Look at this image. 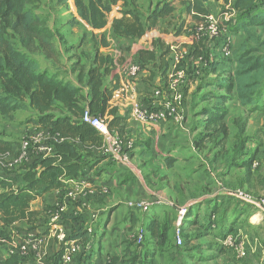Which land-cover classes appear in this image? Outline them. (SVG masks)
<instances>
[{
    "label": "crops",
    "instance_id": "crops-1",
    "mask_svg": "<svg viewBox=\"0 0 264 264\" xmlns=\"http://www.w3.org/2000/svg\"><path fill=\"white\" fill-rule=\"evenodd\" d=\"M156 1L163 0H153ZM224 1L207 0L209 16L221 18L223 11L217 12L218 7L221 3L229 6ZM67 4L68 10L57 11L70 30L69 16L72 10L75 15V10L73 0ZM172 6L175 11L159 19L154 28L146 25L141 38L114 34L111 19L98 31L81 21L82 33L73 28L66 34L58 31L61 27L57 30L46 24L59 36L57 41L62 39L68 46L61 51L54 44L60 70H43L56 81L80 89L84 97L81 106L88 111L91 91L88 78L81 76L80 70L98 68L102 88L114 90L104 115L95 116L107 124L114 118L123 119V138L132 142L130 162L127 166L110 162L100 154V148L93 147L90 156L83 157L85 176L66 181V191H52L30 203V211L38 212L33 224L22 220L3 227L0 221V264H61L56 258L63 244L49 232L54 223L63 229L67 243L76 248L68 264H179L185 251L196 253L185 256L198 264H264V218L257 201L264 198V89L251 106L245 107L231 86L236 70L234 54L248 42L246 30L254 28L249 26L252 15L222 23L219 37L202 42L200 55L188 56L199 42L194 37L199 24L186 15L185 7L177 2ZM149 12L147 9L144 15L139 14L145 24ZM263 12L260 9L255 17ZM185 16L190 18L189 24L184 22ZM92 34L103 35L108 45L95 47ZM225 40H229V55L222 50ZM172 49L187 52L176 66ZM100 58L109 62H101ZM130 65L139 67L132 80L126 77ZM177 71H184L187 76L183 102L178 107L181 119L154 124L133 119L130 114L135 102L161 106L169 95L167 78ZM22 129L4 130L12 153L17 152L16 143L23 136L39 128L29 123ZM23 174L17 171L16 187L23 186ZM4 177L0 168V178ZM86 184L93 187V192L82 196ZM238 189L255 200L245 202L235 197ZM67 191L74 195L66 197ZM137 201L159 208L146 219L149 211L125 207L126 203ZM57 203L63 204V216L52 222L47 209L55 208ZM179 208L186 210L184 250L174 241ZM155 220L166 227L165 241L160 239L159 230L150 233L148 229ZM74 230H87L89 240L70 239ZM140 230L146 232V237L137 244L131 236ZM33 239L41 240L36 249L16 255L26 259L13 258L14 262H10L9 248H19ZM229 240L233 248L225 245ZM238 248L242 250L240 257Z\"/></svg>",
    "mask_w": 264,
    "mask_h": 264
},
{
    "label": "trees",
    "instance_id": "trees-1",
    "mask_svg": "<svg viewBox=\"0 0 264 264\" xmlns=\"http://www.w3.org/2000/svg\"><path fill=\"white\" fill-rule=\"evenodd\" d=\"M38 1L40 0H0V122L11 118L17 111L33 112L35 118H29L28 122L39 129L58 134L63 140L49 143L53 150L50 156L33 155L29 162L16 168L2 169L5 174L4 178H0V221L3 227L22 220L33 224L38 212L30 211V203L52 191L68 190L66 181L77 180L86 174L83 157L90 156L93 147L100 148L102 145V136L81 120L85 112L81 106L84 99L81 90L56 81L45 70H39L34 61V56L38 55L52 62H56L58 58L53 44L56 32L42 23L28 7ZM148 1L149 5H154L153 8H148L150 12L145 24L135 11L138 0H73L76 16L71 17L70 25L82 26V21L91 30L98 31L106 27L107 15L114 11L111 24L113 33L141 38L146 25L154 28L159 19L170 16L175 11L172 6L174 2L185 7L186 15L196 24L204 22L210 15L205 8L207 0ZM50 2L66 5L68 0ZM224 2H228L231 9L239 14L236 20L252 15L249 26L252 24L254 28L246 30L248 42L234 54L236 70L231 83L241 105L247 107L254 103L264 89V12L255 17L260 9L264 10V0ZM92 39L95 47L108 45L103 35L96 37L92 34ZM200 47L201 41L188 52V56L193 53L195 56L200 55ZM97 51L96 48V55ZM100 61L109 62L103 58ZM83 74L88 78L87 85L91 91L88 111L93 115L103 116L114 89L102 88V75L98 68L87 72L80 70V75ZM122 122L123 119L114 118L108 123L109 131L123 137ZM16 145L19 150L20 141ZM11 150V143L4 131L0 136V158L7 153L15 155L18 152L12 153ZM17 171L24 172L22 187L15 186ZM47 210L53 212L55 208ZM148 229L150 233L159 230L162 235L160 239L166 240V227L159 226L156 220L150 222ZM70 239L85 242L89 240V233L87 230H74ZM62 254L63 248L56 260L61 261ZM16 255L21 254H12L10 262H14V259H26Z\"/></svg>",
    "mask_w": 264,
    "mask_h": 264
},
{
    "label": "built area",
    "instance_id": "built-area-1",
    "mask_svg": "<svg viewBox=\"0 0 264 264\" xmlns=\"http://www.w3.org/2000/svg\"><path fill=\"white\" fill-rule=\"evenodd\" d=\"M223 30L218 24L217 20L209 16L200 23L195 28V36L197 39L200 37L217 38L222 34ZM222 50L226 55L230 54L229 40H225L222 46ZM173 51V61L176 66L183 62L187 52L185 50L172 49ZM139 72V67L136 65H130L126 69V77L128 80H132L137 76ZM167 90L169 92L168 97L158 108L153 106H146L143 103L135 102L131 107V117L138 122L144 124H154L162 121H179L181 118L178 114V107L183 102V93L187 84V76L184 71H177L167 78ZM128 87V84H127ZM83 123L88 124L94 128L103 138V144L100 147V154L108 159L110 162L118 163L122 166L129 165L130 162V152L132 150V142L130 140L124 139L115 132H110L108 129V124L100 119L98 116L91 114L89 111H85L81 117ZM63 138L58 134H52L44 129H36L31 134L23 136L20 140V147L18 152L13 155L7 153L0 158V168L1 169H13L24 162H29L30 157L42 156L47 157L53 154L52 147L49 145L50 142H59ZM73 182V181H68ZM93 192V187L89 184L85 185V189L82 196H86ZM74 194L70 191L66 192V197H71ZM234 196L245 201L253 202L255 199L248 194V192L238 189L234 192ZM259 206L263 211L264 218V198L258 199ZM128 209L139 210L142 212H147L152 207V203L147 201H137L128 202L125 204ZM64 207L62 203H57L55 210L53 212L49 211L52 222H58L60 220V215L63 213ZM186 214L185 208H179L177 211V218L175 223V243L177 246H181L183 240V222ZM49 232L58 241L63 244V254L61 256V264H68L72 257L73 252L76 248H73L66 240V235L63 229L56 223L49 227ZM146 236L144 230H140L135 236H131V239L137 244H140ZM41 243L40 239H33L32 241H26L19 248L12 246L9 248L8 253L10 255L14 253L26 254L28 249H36V247ZM89 249V245L86 246ZM242 255V250L239 248L237 250V256Z\"/></svg>",
    "mask_w": 264,
    "mask_h": 264
},
{
    "label": "rangeland",
    "instance_id": "rangeland-1",
    "mask_svg": "<svg viewBox=\"0 0 264 264\" xmlns=\"http://www.w3.org/2000/svg\"><path fill=\"white\" fill-rule=\"evenodd\" d=\"M231 3H232V1H231ZM71 4H72V1H71ZM153 5H154V3H153ZM68 6H69L68 4L57 5V3L50 2V0H40L38 2H35L31 5H29L28 7L33 11L34 14H36L39 17V19L42 21V23H44V24L48 23L50 26L53 27V29L56 28L58 30V27H61V29H59L58 31H62V32L68 34L74 28V31L78 30L80 33H82L84 27L79 26V25H70V27L72 29L67 30V26L63 22L64 17L61 16V12L57 11L58 10L57 8H63L64 10H68ZM148 6H149L148 0H138L135 11L140 15H144L145 12L147 11V9L149 8ZM52 7H53V9H52ZM221 8H222V10H221ZM219 11H221V12L223 11L222 12L223 16L221 18L220 17L219 18L214 17L217 20L219 25H221L224 22L229 23L230 21H232L238 17V15H236V12L231 9L230 5L225 6L223 3H221L220 8L218 7L217 12H219ZM72 12L74 13L73 10H72ZM73 13H72V15L69 16L70 19L74 15ZM114 15H115L114 11L111 12L109 15H107V23H108V20H110V19H111V21L113 20ZM75 16H76V14H75ZM183 20L186 24H189L191 22L190 18L187 16H185V18ZM192 31H193V29H192ZM62 32H61V34H62ZM193 33L190 36H192ZM156 36L160 38V35L158 33ZM166 36H168V35H166ZM194 37L197 41H201V42H205L206 40H208L207 36L206 37H200L199 39H197L195 36V33H194ZM57 39H58V36L56 35V37H54V43L53 44H56V46L58 48H60L61 51L68 46V45L63 44L62 39H60L58 41H57ZM65 56H66L65 53H63V61H64ZM34 61L37 63L39 70L48 69V68H51L53 70L58 68L60 70L61 62L59 60L56 62H52V61L49 62L42 55H38V56H34ZM48 62L50 64L49 66H48ZM17 112H20V113H17ZM17 112L14 113L11 118L3 119L0 122V136L3 134V132L6 128H7V132H9L10 128H13V127L16 129L21 128V130H23L22 128H24L26 126V124L30 123V122H28V119L29 118H35V113H33V112H29V111L28 112L17 111ZM23 134H24V132L20 136H22ZM157 208H159V207L158 206H152L151 209L149 210V212L146 214V219H150L153 212L155 210H157ZM207 239L210 240V238H207ZM231 243L232 242H230V240H229V241L225 242V245L231 246ZM183 244L184 243L182 242L181 246H178L182 250H184ZM231 247L233 248V246H231ZM238 250H239V248H238ZM184 253L185 254L179 259V261H180L179 264H198L191 257L185 256V255H190V254L195 255L196 253H194L192 251H185Z\"/></svg>",
    "mask_w": 264,
    "mask_h": 264
}]
</instances>
